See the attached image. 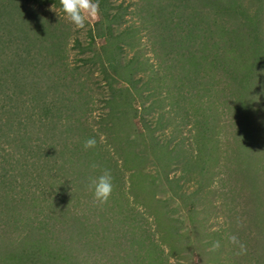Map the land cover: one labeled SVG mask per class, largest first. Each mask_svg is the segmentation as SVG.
Returning a JSON list of instances; mask_svg holds the SVG:
<instances>
[{"label":"trees","instance_id":"16d2710c","mask_svg":"<svg viewBox=\"0 0 264 264\" xmlns=\"http://www.w3.org/2000/svg\"><path fill=\"white\" fill-rule=\"evenodd\" d=\"M168 1L146 0L140 12L142 18L140 26H128L119 31L115 25L120 26L122 21L117 18L118 12H112L115 7L112 0H99V18L92 24V29H89L86 44L78 43V39L74 40L79 52L84 54L79 58L81 67L68 69L65 63V43L70 29L68 24L62 21V18L66 16L61 9V0H0V100L2 101L5 97L11 100L17 94L26 93L24 88L32 89L38 99L43 98L46 92L53 90L55 102L49 104L47 101H43L44 105L41 108L44 115L49 116L53 122H57L58 117L62 115V110L69 111L64 114L67 120L62 122V127L58 129L57 141L47 142L46 147L39 144L38 147L31 145L28 148L24 144L22 146L24 151L20 150L19 154L15 152L14 155L10 154L11 171L15 170V167L11 166L12 163L21 171L20 175L10 173L11 180L19 177L18 186H21L26 176L39 181L42 177V170L48 174L51 173L54 177L56 170H60V164H75L74 166L78 165V167L74 170L81 174L77 176L76 172L69 173L74 174L70 180L75 181L69 194L78 199L80 189H87V194L92 195L89 183L91 177L97 175L101 169H110L113 177V190L102 207H106V211L111 210L112 205L108 201L112 200V202H117L118 208L123 203V200H118L119 196L123 199L125 197H122L123 193L132 195L134 202L141 203L146 212L154 218L155 230L161 238L160 243L165 244L169 249L167 255L178 259L181 257L178 253L183 246L185 249L186 246H192L198 237L206 234L207 228L205 233L199 229L186 236V232H193L196 226L190 225V230L182 232L178 230L179 226L174 223L176 219L166 215V212L169 211L170 214V211L179 208L178 198L181 196L189 198L188 194L183 193V182L173 186L176 179L169 177V170L173 168L172 164L176 162L175 159L182 158L183 169L185 173H189L187 177L193 179L194 176L196 178L198 175L208 173L209 167L216 165L222 151L216 147L213 149L215 153L209 151L204 153V146H207L209 139L214 135L211 131L219 132L223 125L218 124L217 115H214V119L212 118L209 121L210 125L207 126L205 118L211 117L210 113H206L201 120L197 119L196 124L193 125L195 132L191 134V143H195L197 147V151L193 152V146L189 150L182 148L184 138L162 139L152 130L149 131L148 127L139 131L136 127V120L141 118L144 121V115L150 113L153 104L155 102L162 104L166 97L170 98L171 106L174 105L178 108L180 107L179 97L184 101L182 104L189 102L190 105L195 95L203 94H188L186 89H183L186 85L189 88L199 86L204 91L208 90V80L202 79L196 82L191 77L192 74L183 72V69L201 71L200 65L202 64L200 63L209 54L211 59L206 68H213V75L218 70L221 71L237 87L234 89L235 94L230 98L239 100L241 103L235 102L241 106L238 115L242 112L239 119L241 126L238 129H241L240 135H243V132L245 135H249L247 123L250 122L249 118H252L254 113L248 114L250 104L253 102L252 97L248 95L256 84L255 87H259V78L264 82V23L260 15L263 0H253L255 3L253 8L245 0ZM208 8H211L212 13L215 14L214 19L207 16ZM43 13L45 14L43 15ZM139 29H144L146 34H150L148 38L152 45L162 48L163 56L160 60L158 59L156 66L146 59L139 58L136 53L135 47L141 41ZM133 46L134 56L126 58V48L132 49ZM7 47L9 51L5 50ZM207 50L210 52L206 53ZM177 54L180 57H177ZM173 56L174 60L176 59L174 62L170 60ZM36 67L37 72H35ZM82 67L87 71L79 73V69ZM76 69L78 70L76 71ZM93 69L94 72H101V78L89 83L88 74H91ZM174 69H176L175 73ZM20 70L30 77L22 76ZM159 71L160 74H158ZM83 73L85 75L81 79ZM141 73L148 77L143 83H139ZM154 75L156 76L154 77ZM43 77L49 78V80L45 81V85L41 87L40 80ZM89 77L91 80V75ZM162 79L166 81L165 84ZM87 83L89 84L87 85ZM197 83L198 85H196ZM163 92L166 97L159 99L157 95H162ZM247 92L248 95H246ZM230 107L231 104L228 105L229 109ZM96 108L100 110V116L93 120L92 124L97 127L93 128L89 123H87L89 126L84 125V122L87 121L86 118ZM53 109L57 112H53ZM12 113L17 118L19 112L14 110ZM132 119H134V128ZM161 119L160 117L159 120ZM73 120L78 124H74ZM21 122V117H19L17 123ZM4 123L11 125L13 121L4 120ZM168 123L169 120L165 119L160 123L161 128H164ZM260 127L261 125H254L257 135L263 133ZM101 128L107 130V133L114 132L112 137H107L105 144L98 140ZM17 129L20 130L21 127ZM74 129L77 131L81 129L86 132V135L82 138L79 135V139L74 141L73 134L76 135ZM18 130L12 132L10 141L13 137L19 140L27 138ZM131 132L134 135L132 140L126 137ZM206 132H210L211 135H207ZM120 133L123 135L121 136ZM141 133L148 136H140ZM64 137L69 138V141H63L59 147L58 141ZM88 137L96 138L97 143L94 148L85 149L83 147V140ZM120 139L126 141L128 146H121ZM206 140L208 141L206 142ZM248 142H250L249 139ZM104 145L110 146V149L105 148ZM241 147L247 149L242 154L245 159H241V156L238 158L236 154L239 153L238 150L232 149L236 156H234L235 160L244 163L243 166L238 165L237 169L239 170L236 171H241V175L236 178L241 179L242 177L246 187L250 183L251 188L256 190H251L253 194H250L253 199L250 197L244 203L248 200L251 201L252 206L249 207V211L253 214L258 210L263 212L264 197L262 193L264 191L261 187L264 185V179L261 178V174L264 173V147L261 149L262 147H258L257 143ZM111 150H114L113 154L118 157L120 163L117 162V159L112 158ZM92 163L97 164L98 167L91 168ZM149 164L158 165V169L153 171L148 167ZM0 168L2 175L0 187L13 188L14 184L11 185L9 180L6 181L4 178L6 176L8 179L5 162ZM83 168H86L85 172ZM123 170L128 172V178H124ZM184 178L188 180V178ZM7 183L8 186H5ZM238 188L240 189V187ZM20 190L21 196H18V202L13 203L26 205L25 202L32 203L36 200L34 196L28 198L25 193L26 186H22ZM57 200L55 204L60 206L62 199L58 198ZM48 201L51 202V209H54L52 199H48ZM172 201H175V204ZM170 202L173 205L170 206ZM214 206L213 201L210 200L203 206L204 211ZM15 207L17 208V205ZM192 209L191 218L196 211L194 204ZM117 211H120L119 208ZM39 213H43V211L39 210ZM139 214L141 213L134 211V217L127 216L126 220H122L121 217L120 219L111 218V216H107L106 219L101 216L104 221L100 218L96 221L92 219L88 221L90 229L77 230L78 232L73 233L70 239H74L75 235L80 237L84 233H90L89 230L92 229L95 234L100 233L107 242L106 244L109 245L103 244L102 247L113 250V252L111 250L113 254L107 258L111 263L114 262L111 257L117 256L119 264H163L166 254L165 256L161 255L159 243H156L151 237L150 228L145 227V219L142 216H140V220L137 218ZM117 222H121V225ZM261 226L257 227L258 230L261 229ZM86 227L88 226L84 223L82 228ZM125 232L130 236V239L127 240L128 243L125 246H120L119 242L115 246L116 239L125 235ZM33 234H27V237L20 241L21 250L17 255L19 261L26 263L29 259L30 264H58V260L66 259L70 260L69 264H73L69 251L48 249L46 246L49 245V242L43 240L41 234L37 233V237H32ZM236 236L239 239V233ZM91 237L94 238V235L91 234ZM209 238L211 239L212 235ZM214 238L216 239V236ZM250 250L253 251L252 253L256 252L254 249L247 248V253ZM202 251L200 250V253ZM79 252H82L78 253L81 260H87L85 259L87 255L84 257L86 252L83 253V249ZM65 253H69V258L62 259ZM232 253L235 255L236 252L233 250ZM247 253H245L246 256L252 254ZM10 256L13 257L15 254L12 253ZM252 259L253 264H264V249L261 246ZM173 264L181 263L176 260Z\"/></svg>","mask_w":264,"mask_h":264},{"label":"rangeland","instance_id":"374dc122","mask_svg":"<svg viewBox=\"0 0 264 264\" xmlns=\"http://www.w3.org/2000/svg\"><path fill=\"white\" fill-rule=\"evenodd\" d=\"M245 1L249 2L252 5V8L255 6L253 0ZM145 2L146 0H112V3L115 6L112 12H118L117 14L119 16H117V18L122 21L120 26H118V24L115 25L116 29L120 31L122 28L128 26H140V22L142 21L140 12L142 11ZM168 2H170V0ZM262 2L263 6L260 8V15L262 16V22L264 23V0ZM44 14L45 13H43V15ZM206 14L208 17L214 19L215 14L212 13L211 8H208ZM98 18L99 14L96 16H87L85 27L82 29L76 28L66 17L62 18V21L68 24L70 29L65 43V63L67 64L68 69L81 67V61H79V58L84 54L79 52V48L78 46H75L76 43L74 40L78 39V43L85 45L87 42V33L90 28L92 29V24ZM211 24H213V22H211ZM212 27L214 28V26ZM145 32L146 30L139 29L141 41L135 47L137 51L136 53H138L137 55L139 58L146 59L148 62L150 61L156 66L158 59L160 60L163 56V51L160 46L151 44L148 38L150 37V34H146ZM5 50L9 51L8 47ZM208 52L210 51L207 50L206 53ZM88 54L89 52L87 55ZM125 56L126 58L134 56V46L132 49L126 48ZM177 57H180V55L177 54ZM210 59L211 56L209 54L205 59L203 58V61L200 63L202 64L200 65L201 71L199 72H196L195 69H183V72L191 73V77H193L196 82L202 79L208 80L209 89L205 91L199 86L196 88H189V86L186 85L183 88L191 95L203 93L202 95H195L190 105L187 101H185L187 102L186 104H182L184 101L179 97L178 103L180 107L176 108L174 105L171 106L169 103L170 98H167L166 94L163 92L162 95H157L159 99L166 97L162 104H156L157 102H155L151 107L150 113L144 115V121L141 118L136 120V127L139 131H143L148 127L149 131L152 130L155 135L160 136L162 139L175 140L176 138H184V146H182V148L189 150V148L193 146V152H195L197 151L196 144L191 143V134L195 132L193 130V125L196 124L197 119L201 120L206 113H210L211 117L208 116L205 118L207 126H209V121L212 120L214 115H217L216 121H218V124L223 125V127L220 129L216 128L219 129V132L217 130L216 132L211 131L214 135L211 136V139H209L210 141L207 146H204L203 150L204 153L205 151L215 153V151L213 152V149L218 147L219 150L222 151L219 154L216 165H211L212 167H209L208 173L201 174V176L198 175L196 178L194 176L192 179L187 177L189 173H185L183 169V159L177 158L175 159L176 162L172 164L173 168H170L168 174L171 179H176V183L173 182V186L183 182V193L188 194L189 198H187V196H181L178 198L179 208L170 211V214L169 211L166 212V215L169 217L172 216L176 219L174 223L176 226H179L178 230L182 232L188 229L190 230V225L194 224L196 226L193 232H186V236L193 234L199 229L205 233L206 228V234L208 233V236L203 234L202 237L197 238L196 242H193L192 246H186V249L183 246L180 253H178L181 256L178 259L167 255L169 249L165 244L160 243L161 238L155 230L156 224L154 218L146 212L141 203L134 202L132 195L123 193L122 197L125 196L123 199L119 196L118 200H123V203L120 204L121 206H118L120 210L119 212L117 211V202L109 200L108 203L112 205V209L106 211V207H102V204L94 199L93 194H87V189H80L78 199L75 196L70 195L69 192L72 191L75 181L70 180L74 174L72 175L69 173L76 172L77 176L81 174L78 173L77 170H74L78 167V165L74 166L75 164H60V170H56L54 177L51 173L48 174L45 170H42V177L39 181L32 180L26 176L22 181L23 184L18 186L19 177L13 180L9 178L10 173L20 175L21 172L14 163H12L11 166L13 165L15 170H13V172L11 171L12 167L10 168L9 165L11 161L10 154L14 155V152L19 154L18 152L20 150L24 151L25 149L22 147L24 144L28 148H30L31 145L38 147L39 144L40 146L42 145V147H46L47 142L56 140L58 138V129L62 127V122L67 120L64 114L69 112L68 110H62V115L58 117L57 122H53L49 116L44 115L41 106L43 107L44 105L42 104L43 101H47L49 104L55 102L54 91L46 92L43 98L38 99L37 96L34 95L32 89L24 88L26 93L17 94V96L15 98L13 96V99L11 100H8L7 97L2 101L0 100V166L5 162L7 168L6 172L8 171V179H6V176H4V178L6 181L9 180L11 185L14 184L13 188L0 187V264H30L31 262L29 259L26 263L21 260L19 261L17 255L21 250L20 241L27 237V234L32 235L33 233L34 236L32 237H37L38 233V235L41 234L43 240L49 242V245L46 246L48 249L54 251L56 249L60 251H69L72 255L71 260L73 261V264H119V258L117 256L111 257L114 261L113 263L107 259L113 254V250L111 248L108 250V247H102L103 244L106 246L109 245L106 244L107 242L100 233L95 234V231L91 229L89 230L90 233H84L80 237L75 235L76 237L74 236V239H70V236H73V233H77V230L90 229V223L88 221H91L92 219L93 221H96V219L100 218L104 221L107 216H111V218L117 217L120 219L121 217L122 220H126L127 216L134 217V211L141 213L137 215L139 220L141 219L140 216L145 219L144 225L145 227L150 228L149 231L151 237L154 238L156 243H159L161 255L165 256L166 254L165 264H173L176 260L181 264H253L252 258L256 255L257 249L260 246L264 249V211L260 212L258 210V212L254 213L255 218L253 212L249 211V207L252 206L251 201L248 200L244 203L246 199L252 197L250 194L252 193L251 190H256L251 188L250 183L246 187V183L242 181V177L241 179L236 178V176L238 177V175H241V171H236L239 170L237 169L238 165L243 166L244 163L235 160L236 156L233 154L232 149L234 148L238 150L239 153H236L238 158L241 156V159H245L242 154H244V151H247V149H243L241 147L242 145L249 146L257 143L258 147H262L261 149L264 147V82L259 78V87H255L256 84L253 87L252 92H249V95L248 92L246 93V95L252 97L253 101L250 104V112H248V114L251 112L254 114H252V118H249L251 119L250 122L247 123L249 127L248 131L250 132L249 135H245L244 132L243 135H240L241 129H238L241 126L239 119L240 116H242V112L239 115L238 112L241 111V103L239 100L231 99L232 95L235 94L234 89L237 87L235 83L230 82L229 78H226L221 71L218 70L219 73L216 72V74L213 75V68H206ZM170 60L174 62L176 59L174 60L173 56ZM37 67L35 72L38 71ZM77 70L78 69H76V71ZM175 70L176 69L173 70L174 73ZM82 71H87V69L85 70L82 67L79 69V73H82ZM20 72L22 76L30 77L22 70H20ZM158 74H160V71ZM84 75L85 74L83 73L81 79L84 78ZM89 75H91V80ZM155 76L156 75H154V77ZM100 78L101 72H94V69L91 74H88L89 83L90 81H97ZM140 78L141 80L139 83H143L144 80L148 79L143 73H141ZM47 80H49V78L46 79L43 77L42 80H40V86L43 87ZM162 82L163 84L166 83L164 79H162ZM260 82H262V84H260ZM89 83H87V85ZM196 85H198V83ZM214 89H216V91H214ZM236 101L240 104H236ZM229 104H231L230 109L228 108ZM14 110L19 112L17 118L12 113ZM53 112L57 111L53 109ZM245 114H247V112H245ZM99 116L100 110L96 108V110L86 118L87 121L84 122V125L89 126L90 124V126L92 125L93 128H96L97 125H93L92 121L96 120ZM19 117H21L22 122L18 124L17 121ZM160 117L162 118L161 120H159ZM165 119L169 120V123L164 128H161L160 123L164 122ZM4 120L7 122L13 121V123L9 125L4 123ZM131 121L134 128V119ZM52 123L53 125H51ZM73 123L78 124L76 121ZM256 124L261 125L260 128L263 133H260L259 135L256 134L257 131L254 129V125ZM18 127H21V129L18 130ZM81 129L78 131L74 129L76 134H73L74 141L79 139V135L81 138L86 135V132ZM17 130L19 133L22 132L24 137L27 136V138L25 140L22 138L19 140L18 138L14 139L13 137L10 141V135H12L13 131L17 132ZM142 133L140 136H148ZM206 134L211 135L210 132H206ZM112 135H114V132L107 133V130L101 128L98 140L105 144L107 137H112ZM120 135L122 136L123 134L120 133ZM126 137L130 140L134 139L132 132L126 135ZM248 139L250 142H248ZM120 140L121 146H128L126 141H123L122 139ZM63 141L67 142L69 141V138L66 139V137H64L60 139L58 141V146L60 145L59 147H61ZM207 141L208 140H206V142ZM247 142L248 144L246 145ZM237 145L239 146L236 147ZM104 146L105 148L110 149V146ZM110 152L112 153V158L117 159V162L120 163L118 157L113 154L114 150H111ZM53 161L55 163V160ZM149 165L148 167L153 171L158 169V165ZM83 171L85 172L86 168H83ZM261 175V178L264 179V173ZM1 176L2 175L0 174V177ZM184 177L188 178V180H185ZM124 178H128L127 171H124ZM5 186H8V183ZM22 186H26L27 190L25 193L28 198L33 196L36 198V200L32 202L33 204L31 202H25L26 205H22V203H13L16 201L18 202V196H21L20 189ZM238 187H240V189ZM207 188L209 189L207 190ZM261 189L264 191V185ZM262 196L264 197V193H262ZM58 198L62 199V202L60 201L59 204L60 206L55 204V201L57 202ZM48 199H52L54 209H51L52 205H50V201L47 202ZM209 199L213 201L215 206L207 208L205 209L207 211H204L203 206L210 201ZM172 202L175 204V201ZM173 203L170 202V206L173 205ZM193 204L195 205L196 211L191 218ZM15 205H17V208ZM39 210H42L43 213H39ZM101 216L104 217V219L101 218ZM133 220L134 218L131 220V223ZM84 223L88 227L82 228ZM117 224L121 225V222H117ZM260 225H262L261 229L258 230L257 227ZM238 233V242H233L230 237L236 236ZM91 234L94 235V238L91 237ZM211 235L212 238L210 239L209 236L211 237ZM214 236H216V239ZM129 239V234L125 232V235L116 239L115 246L119 242L120 246H125ZM239 240L243 243L245 249H254L256 252L252 253V250L248 251V253L246 250L241 252ZM213 241L220 242V246L215 250L211 248ZM183 243L185 242L183 241ZM82 249L83 253L86 252V254L84 253V257L87 255L85 258L87 260H81L82 258L80 254H78L82 253L79 252ZM200 250H203L202 253H200ZM233 250L236 252L235 255L232 253ZM12 253H14L15 256L11 257L10 254ZM69 253L63 254L62 259L66 257L69 258ZM245 253L252 254L246 256ZM2 258H4V261H2ZM63 262L69 264L70 260H58V264H64Z\"/></svg>","mask_w":264,"mask_h":264},{"label":"clouds","instance_id":"9594fccd","mask_svg":"<svg viewBox=\"0 0 264 264\" xmlns=\"http://www.w3.org/2000/svg\"><path fill=\"white\" fill-rule=\"evenodd\" d=\"M61 9L71 24L76 28H84L87 16H96L99 13V0H61ZM97 143L95 137H88L83 141L85 149L94 148ZM91 168L96 169L97 164L92 163ZM90 187L96 201L103 204L106 202L113 190V177L111 170L104 168L90 178ZM233 242H238L236 236H231ZM220 246L219 241H213L211 248L215 250ZM241 252L245 251L243 243L239 244Z\"/></svg>","mask_w":264,"mask_h":264}]
</instances>
